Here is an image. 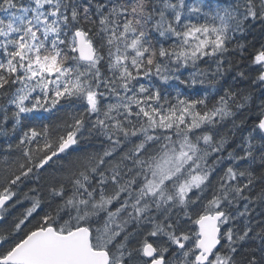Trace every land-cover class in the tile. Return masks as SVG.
<instances>
[{
  "label": "snow or ice",
  "instance_id": "obj_1",
  "mask_svg": "<svg viewBox=\"0 0 264 264\" xmlns=\"http://www.w3.org/2000/svg\"><path fill=\"white\" fill-rule=\"evenodd\" d=\"M0 264H264V0H0Z\"/></svg>",
  "mask_w": 264,
  "mask_h": 264
}]
</instances>
